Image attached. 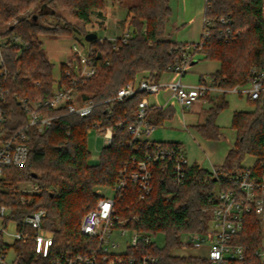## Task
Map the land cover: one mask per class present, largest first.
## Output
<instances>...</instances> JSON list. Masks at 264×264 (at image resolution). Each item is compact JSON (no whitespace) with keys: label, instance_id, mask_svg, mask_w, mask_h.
I'll list each match as a JSON object with an SVG mask.
<instances>
[{"label":"trees","instance_id":"obj_1","mask_svg":"<svg viewBox=\"0 0 264 264\" xmlns=\"http://www.w3.org/2000/svg\"><path fill=\"white\" fill-rule=\"evenodd\" d=\"M171 0H140L127 8L130 38L117 40V48L108 39L90 42L97 53L93 58L96 74L86 80L74 81L65 75V63L60 66V81L53 77L50 62L39 35L71 37L81 28L66 22L60 12H67L82 23V35L88 33L86 26L91 23L95 11L103 9V0H0V36L8 40L13 36L19 42H7L3 54L9 76H0V90L4 92L6 113L5 133L12 134L27 123L26 112L17 96L31 100H45L53 96L56 88L76 90L81 101L96 103L91 115L80 118L67 115L66 110L46 112L57 117L53 126L44 133L37 129L29 132V156L22 168H8L0 189V203L12 211L13 219L21 229L23 219L40 208L46 210L43 230L53 237V247L47 257L37 254L32 239L15 241L16 255L24 264H53L62 253L86 251L89 242L80 232L83 217L93 209L99 195L97 187H113L120 169L133 157H140L150 142H138L139 153L129 146L132 139L128 128L136 122L137 109L146 94L139 93L122 102H108L118 91L147 78L157 83L169 72L176 59L185 54V43L175 42L169 33L171 21ZM33 5L37 12L21 15ZM38 19L34 20V15ZM207 19L213 22L212 35H202V49L191 50L190 63L201 60H216L221 69L212 76L216 85L224 88L245 86L249 81L252 67L264 58V0H212L211 8L205 11ZM221 17L232 19L234 37L220 38ZM50 19L54 21H49ZM15 21H17L15 23ZM39 81L36 86L33 81ZM251 112H236L232 127L238 138L228 153L219 174L237 175L246 168L243 161L248 155L259 157L264 150V98L253 102ZM227 104L222 101L207 112L204 123L197 131L207 140H220L223 136L216 124L217 117ZM171 116L154 106L149 107L147 119L151 126H159ZM103 122L114 130L112 143L104 147L99 163L89 164L91 152L88 146L87 126ZM121 124L120 127H117ZM157 143V142H154ZM163 145L176 143L158 142ZM37 176L34 177L33 175ZM37 182L42 191L32 202L22 203L10 187L19 183ZM217 187H230L227 181L212 177V173L193 165L187 173L184 184L177 185L168 171L157 168L151 195L140 200L133 185L129 187L118 207L123 217L136 214L140 217L135 227L143 233L165 236V245L151 250L159 256V264H185L196 259L180 258L173 251L180 248L182 238L188 233H204L209 228L212 211L217 202L214 193ZM129 207V210H127ZM8 226L7 221L4 222ZM34 229H27V232ZM264 238L263 220L255 213L247 214L244 229L234 241L244 248V264H264L257 255ZM9 248V245H7ZM140 245L135 254L145 253ZM133 254V251H131ZM111 256L108 264L116 263ZM197 263L208 264L207 261Z\"/></svg>","mask_w":264,"mask_h":264},{"label":"built area","instance_id":"obj_2","mask_svg":"<svg viewBox=\"0 0 264 264\" xmlns=\"http://www.w3.org/2000/svg\"><path fill=\"white\" fill-rule=\"evenodd\" d=\"M206 10L211 8L212 0H205ZM17 21H15L16 23ZM219 24L224 28L219 30L220 38L229 39L237 33L231 28L232 19L221 17ZM213 22L205 16L204 37L212 35ZM130 38V30L127 29L122 34L108 39L117 48V40L126 42ZM104 39L101 40L103 43ZM7 42H19L14 36L4 40L0 36V76L5 78L10 72L6 66L3 54V46ZM185 54L178 58L175 64L169 68L170 72L179 76L176 82L161 85L148 80H140L138 83H131L121 88L117 95L108 102H122L134 97L136 94L146 95L157 94L161 87L170 89L182 109H188L194 104L205 99L210 93H238L246 95L252 102L264 98V58L262 62L251 68L249 81L245 86H235L224 88L216 85L214 81L202 82L197 85L184 84L181 78L187 72L193 59L191 50H201L203 44L185 43L182 45ZM73 58L65 65V75L74 81L86 80L96 74L93 58L97 53L96 48L88 49L87 54H83L81 46L75 44L72 47ZM60 79L57 81L59 82ZM33 84L40 85L35 80ZM22 109L26 112L27 123L12 134L5 133L6 113L4 107V92L0 90V189L5 178V170L8 168H22L29 156V132L37 129L38 133H44L53 126L57 117L47 114L46 110L65 109L67 115L86 118L93 112L96 103L93 101H81L76 90L66 88H56L53 96L45 100H31L28 97L17 96ZM149 105L146 100L139 103L137 109L136 122L129 126L131 135L129 146L139 153L138 142H150L147 149L141 152L140 157H133L119 170L116 183L113 187H97L95 193L99 195L96 206L91 209L82 219L80 232L88 239L89 245L86 251L62 253L53 264H108L113 256L117 262L113 264H159V256L155 254L151 247L157 246L152 236L138 230L140 217L136 214L123 217L118 204L133 185L139 195L140 200L147 199L153 191L155 171L160 168L169 171L173 181L177 185H182L187 179V173L192 166L183 146L163 145L149 140V136L154 132L155 127L148 123ZM118 124L117 127H120ZM95 132L104 138V147L111 145L114 130L110 126H104L103 122H95L87 126V134ZM256 158V157H255ZM212 177L227 181L230 187L215 191L214 197L217 202L212 211L209 228L204 233H188L182 238L180 248L173 251V255L185 258L196 259V261L185 264H201L197 261L205 260L208 264H244V248L237 244L234 239L244 229L245 217L247 214L255 213L258 216L264 215V150L256 158L251 166L244 169L237 175L227 176L219 174L218 168L212 171ZM13 194L20 197L22 203H30L31 199L42 191L41 184L37 182L22 183L9 188ZM111 191L112 194H108ZM8 207L0 203V264H24L17 255L12 262H7L9 248L4 241V234L7 233L8 226L5 225V218ZM129 210V207H127ZM46 217V210L40 208L36 212L30 213L23 219L21 229L11 234L13 240H28L35 242L37 254L47 257L53 247V237L40 231L43 230V220ZM27 229H34L35 235H30ZM155 236V235H154ZM118 238H124V243H119ZM141 246L146 247L145 253L135 254ZM133 251V254L131 253ZM180 251V253H175ZM257 255H261L257 251Z\"/></svg>","mask_w":264,"mask_h":264},{"label":"rangeland","instance_id":"obj_3","mask_svg":"<svg viewBox=\"0 0 264 264\" xmlns=\"http://www.w3.org/2000/svg\"><path fill=\"white\" fill-rule=\"evenodd\" d=\"M139 1L140 0H103V9L101 11H95L92 14L91 23L86 26L87 31L97 33L98 39L113 38L122 34L124 31L129 29L128 24L130 22V18L125 21L128 15L127 8L132 4L138 3ZM183 1L184 4L183 2L179 4L178 0H171L174 15L178 14L179 17L182 18V20H185V24L187 23V25H185V28L183 26L180 27L179 30L181 31V33L187 31L188 26L191 27L193 26V24L197 27V29L199 28L200 16L197 15V12L202 10L203 4H205L204 0ZM186 3L187 6H185ZM37 6L38 5H33L21 15H29L31 13L37 12ZM60 13L67 23L79 26L81 28V31H76L74 36L71 37H53L49 35H39L38 42L42 43L43 50L46 52L50 62L53 64V77L56 81L60 79L61 64L66 63L68 60H71V58H73V45L77 44L81 46L83 54H87L88 49L91 46V43L86 41L85 36L82 35L83 32H86V30L83 29V27L81 26L82 23L78 22L73 16H70L67 12ZM49 21L51 22L54 20L50 19ZM193 38L194 37H190L189 40ZM226 99L229 103V106L221 112L217 119V123L222 128H224L225 131L228 132L230 131L232 126V116L234 110L239 109L251 112L255 108L252 104H250V102H248L245 95H240L238 93H228L226 95ZM149 101L150 103H160L163 100L160 95L149 97ZM192 133L196 136L197 140H194L190 133L184 132L180 129L174 130L159 128L151 134V139L156 142L174 140L181 141L187 146V149L189 151V161L193 162L197 159L198 162H208L209 155L204 147L205 145L203 146V144L200 142L197 133ZM224 139L225 141L223 143L218 144L219 150H221V152L233 143L232 137L229 134L226 135V138L224 136ZM198 142H200L201 144L199 145ZM88 146L91 152V156L88 162L91 165H96L99 163L104 148V138L98 136L95 132H93L92 134L88 135ZM255 160L256 158L254 156L248 155L242 164L243 166L248 167L251 166ZM218 189L219 188L217 187L215 191H217ZM108 194H112V192L109 191ZM33 199L34 198L31 199V202L33 201ZM261 217L263 220L264 231V215ZM3 221H7L8 223L7 233L4 234V241L7 245H9L7 262H12L16 256V249L15 240L12 239L11 234L16 233L18 231V221L13 219L12 211L10 208L7 209L6 218ZM28 233L34 234L33 231H29ZM40 233L43 235L47 234L44 230L40 231ZM152 240L154 243L158 244V247L161 249L165 245V236L162 233L155 236L153 235ZM117 241L123 244L125 239L118 238ZM175 253H180V251H175ZM258 253L261 255L260 257L264 260V238L262 239L261 246L258 248Z\"/></svg>","mask_w":264,"mask_h":264},{"label":"crops","instance_id":"obj_4","mask_svg":"<svg viewBox=\"0 0 264 264\" xmlns=\"http://www.w3.org/2000/svg\"><path fill=\"white\" fill-rule=\"evenodd\" d=\"M178 1H179V4H181L182 2L184 4L183 0H178ZM204 2H205V0H204ZM185 6H187V3ZM170 7H171V11H172L171 21H170V26H169V33L171 35V38L177 43H198V42H200L202 35H203V31H204V18H205L206 5L203 4L202 10L197 12V15L200 16L199 28L197 29V27L193 24V26H191V27L188 26L187 31H185L184 33L183 32L181 33V31L179 29L182 26L185 28V25H187V23L185 24V20H182V18H180L178 14L174 15L171 1H170ZM191 20H193V19H191ZM190 37H194V38L189 40ZM220 69H221V63L219 61H216V60L196 61L195 64H191L189 66L187 72L181 78V81L184 84H189V85H195V84H199L202 82L207 83L209 81H213L212 76L214 74H216ZM142 79L147 80L146 77L142 78ZM179 79L180 78L178 75L169 71V72H165L160 77V79L157 83H159L161 85H165L167 83L176 82ZM227 94L228 93H219V92L210 93L202 101H200V102L194 104L192 107L184 110L177 103L173 92L165 86L161 87L157 94L147 95L146 101H147L149 107L154 106V107L166 110V111H170L171 116L169 119L165 120L161 125L155 126L154 132L159 128L174 129V130L180 129L184 132L190 133L192 135V137L194 138V140H197V139H196V136L192 132L197 133V136H199L200 142L203 144V146L205 145L204 147L208 152V155H209L208 162H206V161L198 162L196 159L193 162L190 161V163L192 166L196 165L200 169H204V170H207V171L212 173V171L215 168H220L224 164L228 153L235 146V143H236L237 138H238V134H237V131L232 126H231L230 131H228V132L225 131L224 128H222L216 121V124L219 127L220 133L223 136V138L220 140H207V139H204L199 134V132L197 131V127H198V125L205 122L207 112L209 110H211L212 108H214L218 103L224 101L227 104L226 108L229 106V103L226 99ZM160 95H161V98L163 101H161L160 103H158V102L157 103L156 102L150 103L149 97L160 96ZM246 98H247L248 102H250V104L253 105V102L250 101L247 96H246ZM221 112H220V114H221ZM236 112H247V111L237 109V110H234L233 115ZM219 115H218V117H219ZM218 117H217V119H218ZM232 118H233V116H232ZM227 134H229L232 137L233 143L231 145H229L226 149H224V151L221 152V150H219L218 144L223 143L225 141L224 136L226 138ZM148 139L153 141L151 139V135ZM154 142H156V141H154ZM159 142L179 144L185 148L187 156H188L189 151L187 149V146L185 144H183L181 141L174 140V141H159ZM200 142H198L199 145L201 144Z\"/></svg>","mask_w":264,"mask_h":264},{"label":"water","instance_id":"obj_5","mask_svg":"<svg viewBox=\"0 0 264 264\" xmlns=\"http://www.w3.org/2000/svg\"><path fill=\"white\" fill-rule=\"evenodd\" d=\"M34 20H37L38 19V14L34 15ZM98 38V35L97 33H88L86 36H85V40L88 41V42H92V41H95L96 39ZM196 62V61H195ZM195 62L193 64H195ZM34 177H36L37 175L34 174L33 175Z\"/></svg>","mask_w":264,"mask_h":264}]
</instances>
